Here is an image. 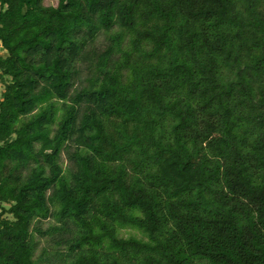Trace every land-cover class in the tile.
<instances>
[{"label":"trees","instance_id":"obj_1","mask_svg":"<svg viewBox=\"0 0 264 264\" xmlns=\"http://www.w3.org/2000/svg\"><path fill=\"white\" fill-rule=\"evenodd\" d=\"M56 1L0 0V264H264V0Z\"/></svg>","mask_w":264,"mask_h":264},{"label":"rangeland","instance_id":"obj_2","mask_svg":"<svg viewBox=\"0 0 264 264\" xmlns=\"http://www.w3.org/2000/svg\"><path fill=\"white\" fill-rule=\"evenodd\" d=\"M43 3L45 4V5H51V6H56V4H57V1L56 0H43ZM100 38V40H102V37H99ZM0 55H5V53L0 49ZM0 91H1V86H0ZM66 161H65V159L63 160V166H65L66 165ZM45 226V225H44ZM130 235H138L135 231H133V230H122L121 231V236H123V237H128V236H130ZM42 243H41V245H39V247H38V250L36 251V255L39 253V250H40V248L42 247ZM55 264H57L56 262H55ZM61 264V263H60Z\"/></svg>","mask_w":264,"mask_h":264}]
</instances>
